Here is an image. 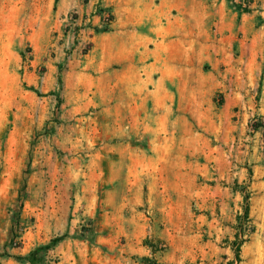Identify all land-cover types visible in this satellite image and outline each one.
Here are the masks:
<instances>
[{"label":"rangeland","instance_id":"rangeland-1","mask_svg":"<svg viewBox=\"0 0 264 264\" xmlns=\"http://www.w3.org/2000/svg\"><path fill=\"white\" fill-rule=\"evenodd\" d=\"M201 1L0 0V264H264V0Z\"/></svg>","mask_w":264,"mask_h":264},{"label":"crops","instance_id":"crops-1","mask_svg":"<svg viewBox=\"0 0 264 264\" xmlns=\"http://www.w3.org/2000/svg\"><path fill=\"white\" fill-rule=\"evenodd\" d=\"M217 1L218 0H216V2ZM216 2L211 1L210 3H208V2H206V0L201 1L199 3V7L197 8L198 9L197 16L201 18L204 15H209L211 9H216L215 13H213V18L215 19L214 22L220 23L221 28H225L228 31V33H232V30L234 28V23H235V12H231V11L226 12L225 9L223 8L222 4L221 3L216 4ZM214 7H216V8H214ZM249 12H251V11H249ZM245 13H248V12H241L239 14L237 13V17L240 19L241 22L244 20L243 16L245 15ZM252 13H256V16H257L258 13H260V12H258L256 10V11H252ZM160 14L161 13H159V16H160ZM225 19H226V22L224 25ZM227 37H229V36L227 35ZM144 53H155V55H156L155 50L142 51L138 54V56H139L138 60H140V61H141V59L143 60ZM147 57H148V55H147ZM200 58L202 59L203 56L201 55ZM205 58H206L205 60H208L209 62L213 63V65L216 67L217 73H223L224 72V73H228V74L233 75V74H236L242 67H244V66H242V67L238 66L236 63H229L228 59H227V52L225 50L220 49V47L217 48L215 50V52L210 57H205ZM148 64L149 65L147 66V68L149 71L156 69L155 62H150ZM221 64H225V66L222 67ZM148 80L151 81V78H148ZM228 81L229 82H227V83H225L222 80L218 81V83L220 84L219 86H223L222 88L219 87V90H225V89H231L232 90V89H235L236 87L238 88L239 85H238V82L235 81V79L230 77ZM152 84L154 86L153 87L154 89L151 92H152V95L157 102L159 99L158 91L162 85V82L157 83V81H152ZM141 86H142V84H141ZM138 87H139V85H138ZM195 90L196 89H194L192 91L194 92Z\"/></svg>","mask_w":264,"mask_h":264},{"label":"built area","instance_id":"built-area-1","mask_svg":"<svg viewBox=\"0 0 264 264\" xmlns=\"http://www.w3.org/2000/svg\"><path fill=\"white\" fill-rule=\"evenodd\" d=\"M96 15V17L99 20V26L100 27H109L112 23V13L110 11H106V9H103L102 11H99L98 13H95L94 16ZM69 19L74 20L72 18V15H69ZM91 21L90 19V15H88V17H86L85 19V23H89Z\"/></svg>","mask_w":264,"mask_h":264},{"label":"trees","instance_id":"trees-1","mask_svg":"<svg viewBox=\"0 0 264 264\" xmlns=\"http://www.w3.org/2000/svg\"><path fill=\"white\" fill-rule=\"evenodd\" d=\"M229 1L231 2L232 7L239 13L250 11V8H248L246 4H244L246 0H229Z\"/></svg>","mask_w":264,"mask_h":264}]
</instances>
